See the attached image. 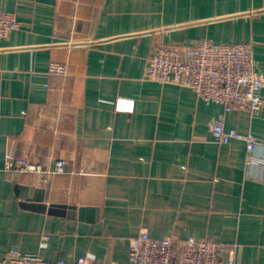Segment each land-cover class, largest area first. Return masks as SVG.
<instances>
[{
	"label": "crops",
	"instance_id": "0c3cea01",
	"mask_svg": "<svg viewBox=\"0 0 264 264\" xmlns=\"http://www.w3.org/2000/svg\"><path fill=\"white\" fill-rule=\"evenodd\" d=\"M2 11L21 27L0 39V260L18 248L128 264L130 239L147 230L264 264V163H247L245 140L210 132L224 119L264 158V114L144 79L159 48L203 38L252 42L264 74V0H0ZM18 159L66 170L8 167Z\"/></svg>",
	"mask_w": 264,
	"mask_h": 264
},
{
	"label": "built area",
	"instance_id": "2783aa9c",
	"mask_svg": "<svg viewBox=\"0 0 264 264\" xmlns=\"http://www.w3.org/2000/svg\"><path fill=\"white\" fill-rule=\"evenodd\" d=\"M21 22L12 12H0V39L8 38ZM49 72L65 75L66 66L52 62ZM145 80L162 84H176L191 89L206 104L217 103L225 112L247 110L253 115L264 114V74L258 68L252 42H216L211 38L190 40L187 43L159 48L149 56ZM212 140L228 143L243 139L247 146V163L263 164L264 158L255 154L259 140L252 134H242L234 128L226 129L224 119L210 125ZM9 168L20 172L42 174L63 173L66 162L57 160L54 168L44 169L24 159L9 162ZM44 240L49 238L43 235ZM228 246L207 238H188L178 241L173 236L153 237L140 230L130 239L128 264H235L234 258L224 257ZM0 264H96L86 256L73 260L49 261L38 253H22L11 248ZM106 264H120L109 262Z\"/></svg>",
	"mask_w": 264,
	"mask_h": 264
},
{
	"label": "water",
	"instance_id": "95a60500",
	"mask_svg": "<svg viewBox=\"0 0 264 264\" xmlns=\"http://www.w3.org/2000/svg\"><path fill=\"white\" fill-rule=\"evenodd\" d=\"M61 208H63V206H60V205H52L51 206V209H53L54 211H56V209H61Z\"/></svg>",
	"mask_w": 264,
	"mask_h": 264
}]
</instances>
